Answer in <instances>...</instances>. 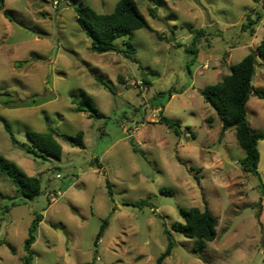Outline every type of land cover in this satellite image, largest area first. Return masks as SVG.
I'll return each instance as SVG.
<instances>
[{
  "label": "rangeland",
  "instance_id": "1",
  "mask_svg": "<svg viewBox=\"0 0 264 264\" xmlns=\"http://www.w3.org/2000/svg\"><path fill=\"white\" fill-rule=\"evenodd\" d=\"M117 1L3 3L11 18L0 12V93L9 94L0 96V155L41 186L26 200L0 175V264H23L35 214L42 220L30 247L32 264H156L167 246L165 229L174 246L161 264H264V193L241 170L234 129L218 140L221 121L200 95L256 51L264 0H134L154 31L131 32L135 62L92 51L75 21L79 4L109 14ZM123 40L115 41L120 49ZM251 84L264 90V57L257 56ZM80 90L102 118L76 111L71 99ZM161 116L178 122L179 133L160 123ZM245 118L253 131H264V100L250 96ZM48 129L69 136L81 131L84 148L56 137L60 160L22 151L26 131ZM257 149L264 181V141ZM140 200L148 205H133ZM204 204L216 218V237L197 255L193 240L170 226L181 221L179 208ZM103 220L108 225L94 244Z\"/></svg>",
  "mask_w": 264,
  "mask_h": 264
},
{
  "label": "trees",
  "instance_id": "2",
  "mask_svg": "<svg viewBox=\"0 0 264 264\" xmlns=\"http://www.w3.org/2000/svg\"><path fill=\"white\" fill-rule=\"evenodd\" d=\"M0 0V12H2L3 3ZM75 21L85 36L90 40V48L97 53L115 52L122 53L125 58L132 59L135 62V48L132 45L130 34L139 29H145L154 33L147 23L145 17L140 12L138 5L134 0H118L114 9L109 14H100L95 12L91 7L79 4L74 8ZM5 18H11L7 11L2 12ZM149 15L155 17L152 10ZM201 31H196L192 43L200 35ZM123 40V48L116 46L115 41ZM158 38V36H157ZM195 54V51L190 50ZM257 56L264 57V36H262L256 51L250 50L238 63L230 67V73L213 84L205 86L200 95L205 103L212 107L221 121V132L218 140L221 139L223 132L227 129H234L236 141L243 152V157L239 164L241 170L245 174H251L259 182L261 193H264V181L257 170L259 163V151L257 143L264 141V131H253L246 121V103L250 96H255L264 100V90L254 88L251 80L257 66ZM95 80L111 92V88L99 77L94 76ZM1 95H9L7 92ZM71 103L75 106L76 111L84 112L89 118L100 119L103 114L93 104L89 94L84 90H80L78 95L71 99ZM160 123L165 124L178 134L179 123L172 122L161 116ZM4 131L9 135L12 145H18L12 132L8 127H4ZM26 144L19 145L25 154L43 161L48 158L60 160L62 148L57 142L56 137H61L72 147L84 148L83 133L79 131L75 136L60 135L52 129L46 132L26 131ZM193 136V134H191ZM134 152H137L133 148ZM0 175L8 179L16 193L26 200H32L40 193V180L34 176H26L14 163L0 155ZM107 195L111 197V188L107 180H105ZM161 194H171V191L160 189ZM139 208L147 206L146 200H140L133 204ZM181 221L173 222L170 226L171 231L181 234L189 240H193V252L200 255L206 247V243L213 241L216 237V218L208 210L204 204L202 210L197 207L179 208ZM42 220V215L35 214L28 228L27 237L23 243V251L25 255L22 258L23 264H32V254L30 247L35 240L34 232L37 224ZM108 225V220H103L96 234L94 244L97 243L102 236L103 231ZM167 238V246L163 253L156 259V264L170 255L174 246L172 235L169 230L165 229ZM89 264V263H88Z\"/></svg>",
  "mask_w": 264,
  "mask_h": 264
}]
</instances>
